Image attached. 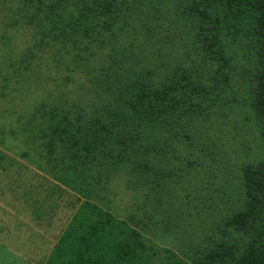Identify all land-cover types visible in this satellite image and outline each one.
<instances>
[{
	"label": "rangeland",
	"instance_id": "1",
	"mask_svg": "<svg viewBox=\"0 0 264 264\" xmlns=\"http://www.w3.org/2000/svg\"><path fill=\"white\" fill-rule=\"evenodd\" d=\"M111 1L116 17L110 21L91 18L94 0H0V264H43L79 206L73 187L80 167L70 172L69 156L58 151L65 153L70 140L67 122L76 123L79 113L94 120L105 115L99 109L107 94L99 96L92 85L102 73L114 71L124 81L129 68L141 67L147 81L165 63L172 83H182V69L206 63L209 44L226 59L228 78L217 102L189 121L165 125L170 138L160 142L157 158L168 190L154 205L158 215H139L134 204L141 196L135 187L151 192L150 153L157 147L146 131L129 133L137 143L122 137L115 147L125 161L99 202L145 229L158 246L189 261L223 239L225 215L241 205L243 166L264 162V130L252 107L260 64L245 21L209 0ZM213 83L207 86L215 89ZM45 145L53 148L51 159ZM129 158L139 174H131ZM101 164L109 173L105 157ZM131 175L144 182L129 184Z\"/></svg>",
	"mask_w": 264,
	"mask_h": 264
},
{
	"label": "trees",
	"instance_id": "2",
	"mask_svg": "<svg viewBox=\"0 0 264 264\" xmlns=\"http://www.w3.org/2000/svg\"><path fill=\"white\" fill-rule=\"evenodd\" d=\"M209 1L245 21V28L250 36L247 38L253 44L260 64L252 90V107L264 130V0ZM91 6H94L91 9L92 19L108 16L111 21L116 17L112 9L114 2L111 0H94ZM68 39L70 40V37ZM212 48L211 44L207 46L206 49L210 53L202 67L196 70L188 69L195 68L192 65L182 69V83H172V71L168 72V65L165 63L161 65V75L150 71L147 75H153V78L147 81L142 79L141 67L129 68L124 81H121L114 71L102 73L94 80L92 85L96 93L99 96L106 93L109 100L99 109L100 112H105V115L94 120L92 113H79L76 123L74 120L67 122L66 139L70 140L65 142V153L63 150L58 151L62 158L69 156L65 162L70 172H74L76 163L77 167H80L76 175L77 186L73 189L82 199L43 264H264V162L243 166L241 186L244 193L241 205L225 215L228 230L223 231V239L214 241L212 246L199 248L190 256L189 261L171 249L158 246L153 238L146 234L145 229L133 226L129 220L104 208L99 202L100 199L104 200V192L100 195V191L107 189L114 176L112 173L114 174L119 163L125 161L116 158V145L123 142L122 137L127 142L129 133L139 134L146 131L145 135L152 140L154 147H157L150 153L153 163L152 186L151 192H148L145 186L135 187L134 190H139L141 196L134 204L139 215H145L149 211L152 217L158 215L154 205H160L168 190V186L166 188V185L159 181L163 171L157 158L160 142L170 138L164 135L165 125L173 126L184 117H189V121L198 110H206L209 102H212V105L216 103L218 99L215 96L220 98L225 91L224 80L228 78L225 71L226 59L219 51H212ZM185 74L189 75L184 77ZM190 74L195 76L192 75V79L188 80ZM160 79L165 81L156 82ZM211 81L216 82L215 89L214 85L207 86ZM148 86L154 87L155 92L150 93ZM97 88H101L100 91ZM65 111L70 112L68 109ZM111 111L114 114L110 116ZM108 112L109 115H106ZM56 114L57 112L53 113ZM100 122L103 125H100ZM40 132L44 133L42 129ZM135 139L137 140L130 138L134 144L138 142V138ZM45 148L46 157L51 159V156H54L53 148L50 145H45ZM103 157L110 162L109 173L101 167ZM1 158L0 155V160ZM127 160L130 162L131 174H139L140 169L134 162L135 159ZM70 162H73V165ZM62 166L65 169L66 166ZM127 182L134 185L144 180L131 175ZM233 234H239V239L234 238Z\"/></svg>",
	"mask_w": 264,
	"mask_h": 264
}]
</instances>
